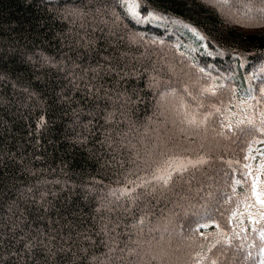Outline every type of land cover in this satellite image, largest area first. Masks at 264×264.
Returning <instances> with one entry per match:
<instances>
[{
	"label": "trees",
	"instance_id": "obj_1",
	"mask_svg": "<svg viewBox=\"0 0 264 264\" xmlns=\"http://www.w3.org/2000/svg\"><path fill=\"white\" fill-rule=\"evenodd\" d=\"M140 3L165 19L137 23L122 0H0V264H193L229 238L213 250L227 251L220 264H253L258 233L207 228L205 240L190 227L233 195L222 161L249 163L221 121L264 87V0ZM213 84L215 96L201 92ZM213 105L223 114L200 124ZM169 150L210 165L121 195Z\"/></svg>",
	"mask_w": 264,
	"mask_h": 264
},
{
	"label": "snow or ice",
	"instance_id": "obj_2",
	"mask_svg": "<svg viewBox=\"0 0 264 264\" xmlns=\"http://www.w3.org/2000/svg\"><path fill=\"white\" fill-rule=\"evenodd\" d=\"M226 3L227 0H224ZM122 4L125 6V11L128 17L133 18L137 23L144 22L150 23L153 19L164 20V16H159L149 9H143V13L138 11L141 9L140 0H122ZM259 12L264 13V7L259 9ZM251 23V21H249ZM204 72V69H200ZM222 87V86H220ZM216 85H209L206 88L201 89L202 93L216 95ZM233 97L235 99V90H232ZM253 90L249 89L247 93V99L241 97L235 105L231 103L228 107V114L225 115L224 119L227 121H221L222 127L232 134L235 139L233 143H245L247 142V154L243 156V160L249 161V163H243L239 168L236 165H240V161H222L227 165L228 171L224 172L223 169H217L215 171L222 172L224 175H228L229 179L232 180L233 174L236 177L232 180L231 191L233 195H228L216 200L212 206L204 205L205 211L203 216L196 213L199 219H205L210 223H200L199 220L193 221L195 227H190V231L198 233L199 236L205 240H210L212 233L206 234L202 229L213 228L226 234L227 231H231L235 237H241L243 234L244 238L247 239L249 230L251 233H258L259 243L253 239L249 244L248 248L258 249L257 256H253L252 251H247L244 256L245 261H253V264H264V179L261 176L264 175V149L257 148L255 152L261 157V163L259 167L253 168L250 161L256 159V155H253V144H264V87L259 89L260 98L257 99L252 94ZM235 107L238 111L232 112L231 108ZM182 108L186 107L181 105ZM199 107L203 108V105ZM213 111H207L203 117L199 120L200 124H204L210 118L215 115H222V109L220 107L212 106ZM237 116L235 123L232 122L230 117ZM187 122L190 124H196L197 119L195 115L187 117ZM238 133V135H237ZM224 135L222 131L220 133ZM257 135L261 138H257ZM251 137L250 140L247 138ZM243 150V149H242ZM158 164L154 167L152 175L149 179H141L140 183L129 181V184H133V188L125 186L120 190L122 196L132 197V193L135 188H147L151 187L153 192L156 191L157 187L167 188L174 179L177 181L184 180L186 174L192 175L196 171H199L205 166L210 165L209 159L205 156H198L193 158L192 156L185 154H177L169 151H162L160 154ZM243 184L244 188L247 189V194L243 196V199L238 201L235 198L236 187ZM120 197H117L119 199ZM139 197L132 199V203H135ZM228 206V210L231 215H225V207ZM219 217L220 221H223V227L220 222L216 219ZM247 221V224H245ZM140 223H143L141 220ZM228 245L231 247V239L220 240L217 239L215 243L210 244L207 249L211 256H204L203 253L197 252L193 264H201V260H207L208 264H220L222 258H225L227 251L219 252L215 254L213 250L218 249L220 245ZM244 245H239V250H243Z\"/></svg>",
	"mask_w": 264,
	"mask_h": 264
},
{
	"label": "rangeland",
	"instance_id": "obj_3",
	"mask_svg": "<svg viewBox=\"0 0 264 264\" xmlns=\"http://www.w3.org/2000/svg\"><path fill=\"white\" fill-rule=\"evenodd\" d=\"M185 2H189V0H183ZM167 127L170 130V133L176 132L177 131V125L174 123H169L167 124ZM261 179H264V175L261 176Z\"/></svg>",
	"mask_w": 264,
	"mask_h": 264
}]
</instances>
